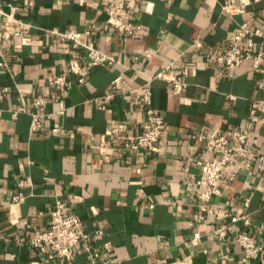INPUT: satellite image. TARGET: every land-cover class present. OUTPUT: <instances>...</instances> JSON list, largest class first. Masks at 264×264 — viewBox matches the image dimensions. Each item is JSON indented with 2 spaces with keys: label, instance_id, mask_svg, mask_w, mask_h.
<instances>
[{
  "label": "crops",
  "instance_id": "crops-1",
  "mask_svg": "<svg viewBox=\"0 0 264 264\" xmlns=\"http://www.w3.org/2000/svg\"><path fill=\"white\" fill-rule=\"evenodd\" d=\"M128 0H0L17 8L19 34L0 37V264H53L28 246L48 226L49 213L62 202L77 215L97 257L123 264H264V125L258 129L250 172H239L208 202L197 195V162L216 155L204 148L206 137L241 126L253 100L264 97V67L243 62L233 78L215 59L229 46L238 26L264 27V1L227 17L222 0H135L127 20L140 24L139 36H121L106 24L109 4ZM93 27L92 34L85 32ZM92 42L114 59L89 70L83 84L68 73L72 58L85 62V50L72 48L64 35ZM200 43V48L193 47ZM192 63L181 96L156 75L173 64ZM69 80L60 102L48 83L56 75ZM120 92L112 99V81ZM163 119V137L151 152L123 147L147 121L143 97ZM48 99L49 131L29 134V112L37 97ZM63 114H58L59 112ZM119 126H123L120 129ZM260 157V161L258 159ZM260 162L262 170L256 165ZM22 183V186L19 183ZM24 195L20 203L11 197ZM219 209L233 217L217 219ZM226 226L225 236L215 230ZM96 230L102 231L95 237ZM247 232L261 248L244 259L235 237ZM62 264H90L81 250Z\"/></svg>",
  "mask_w": 264,
  "mask_h": 264
},
{
  "label": "built area",
  "instance_id": "built-area-1",
  "mask_svg": "<svg viewBox=\"0 0 264 264\" xmlns=\"http://www.w3.org/2000/svg\"><path fill=\"white\" fill-rule=\"evenodd\" d=\"M167 3L170 0H165ZM264 0H222L220 4L221 11L227 17L241 15L245 13L246 8ZM136 7L135 0H128L122 5L109 4L106 8V24L121 36L134 37L144 32L143 27L126 18L128 13ZM8 12H5L0 6V37L8 40L11 37H17L19 34L14 26L20 25L16 18L17 8L8 4ZM93 27L86 32V36L92 34ZM65 40L71 41L72 48H83L85 50V62L77 58H72L68 63V73L75 76L78 84H83L89 70L102 63L112 64L114 59L101 53L92 42L84 43L73 38V32H68L64 36ZM200 43H194L193 47L200 48ZM245 61H251L255 70L264 67V27L251 29L247 24L238 26L234 33L230 46L219 56L215 63L219 69L224 70L229 78H233L234 71ZM0 67L3 63L0 61ZM194 69L192 63H187L185 67L179 69L173 64L167 65L163 71L156 75L157 79L167 81L171 85V92L175 96H181L186 84L184 78L190 70ZM121 78L116 77L111 88L113 93H107L105 98L112 99L120 92ZM69 80L65 74L56 75L49 81L48 85L63 101L68 93ZM264 88V80L260 83ZM48 99L46 96L37 97L33 106L35 111L29 112L30 125L29 134L34 136L40 133L58 134L60 128L54 126L49 131L43 127L42 121L50 119L51 115L47 113ZM144 104L146 106L147 121L142 127V131L131 141H125L123 147L130 151L151 152L163 137V119L149 105V97L146 94L142 102L135 104ZM58 114H63L59 112ZM264 125V97L253 100L250 104L248 116L244 123L239 127L228 128L221 133H213L206 137H200L204 141V148L216 155L215 158L197 162L199 176L198 186L201 188L197 197L201 202H208L212 196L220 194V186L228 181H233L239 172H250L252 163L256 157L253 148L257 144L258 129ZM123 129V126H119ZM260 161V157H258ZM258 170H262L260 162L256 165ZM22 186V183H19ZM24 200V195L18 193L11 197L13 203H20ZM212 213L217 219L228 218L231 223L242 220L248 225L246 217L229 216L226 212L213 209ZM226 226H220L215 230V234L222 238L225 236ZM94 236L101 237L102 231L96 230ZM93 236L85 231L79 217L68 211L65 204L56 202V205L49 213L48 226L45 230L35 233L29 240L28 246L42 255L47 261L53 264L67 263L73 260L74 251H83L89 259L90 264H97V257H105L110 248L109 243L103 245V251L97 253L92 246ZM236 243L241 247L244 259H256L261 251L252 237L247 232H241L235 237ZM101 264H123L122 261L110 262L107 259Z\"/></svg>",
  "mask_w": 264,
  "mask_h": 264
}]
</instances>
